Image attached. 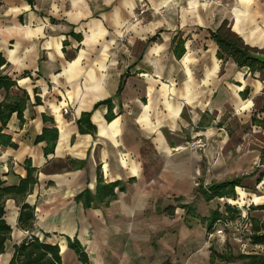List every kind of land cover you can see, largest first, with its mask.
Wrapping results in <instances>:
<instances>
[{"label": "crops", "instance_id": "crops-1", "mask_svg": "<svg viewBox=\"0 0 264 264\" xmlns=\"http://www.w3.org/2000/svg\"><path fill=\"white\" fill-rule=\"evenodd\" d=\"M142 1L0 0V103L24 101L21 118L0 117L12 142H0V179L18 185L29 166L36 179L5 198L0 264L34 239L58 245L60 264H223L211 252L230 243L239 209L217 223L226 238L210 241L204 213L181 205L235 178L216 209L251 201L252 239L264 233V73L220 58L210 33L227 20L264 50V0H148L137 17ZM89 112L94 129L82 131Z\"/></svg>", "mask_w": 264, "mask_h": 264}, {"label": "trees", "instance_id": "trees-1", "mask_svg": "<svg viewBox=\"0 0 264 264\" xmlns=\"http://www.w3.org/2000/svg\"><path fill=\"white\" fill-rule=\"evenodd\" d=\"M212 37L219 46L218 56L220 58L231 57L239 67L244 68L247 72L264 73V50H259L255 47H251L246 44L242 37L234 32L229 25L228 21L225 20L217 30L210 31ZM121 91V86L118 93ZM102 103H111V99H107L96 104L97 108ZM24 107L23 100H17L14 104H1L0 103V117L2 119V126L6 125L7 119L10 115L17 111L20 118L22 117V110ZM91 112L83 113L79 119L80 127L83 129V124L90 125V131L94 129V126L90 122ZM110 119L111 116H108ZM0 129V142L4 143L11 142L9 138L1 135ZM49 132L47 128H44V132L41 136L37 138V141H42L47 139L46 135ZM56 136L53 138L55 139ZM4 139V140H3ZM49 141V140H48ZM12 144V142H11ZM53 144L46 147V153L53 152ZM261 163L264 164V149L262 151ZM29 166V164H27ZM264 173H260L258 180L260 181ZM241 178L228 179L219 182H212L207 187L200 186V193L204 196L207 201L213 200L217 197H231L236 195L235 187L241 184ZM36 179L34 177V170L29 166L28 175L22 178L18 185L3 187L2 180L0 179V252L4 249V242L8 238V234L11 231V227L6 223L4 219L5 214V198L7 195L14 194L24 196L35 183ZM182 207L187 209V212H194L193 205L183 204ZM225 213L220 212V210L214 209L208 217L205 218L207 222V230H213L218 222L225 221L237 215V209L234 206L226 205ZM33 217L32 208L24 204L22 207V212L20 214V220L24 225H27ZM229 217V218H228ZM30 224V223H29ZM255 243L264 244V233L255 235L253 237ZM81 257H83V251L79 249V246L72 243ZM212 259L216 258L223 262H236L238 264H264V255L262 254H244V253H220L214 249L211 252ZM61 258L59 255L58 245H52L49 243L41 242L38 239L27 243L24 242L17 247L16 252L10 262V264H60Z\"/></svg>", "mask_w": 264, "mask_h": 264}, {"label": "built area", "instance_id": "built-area-1", "mask_svg": "<svg viewBox=\"0 0 264 264\" xmlns=\"http://www.w3.org/2000/svg\"><path fill=\"white\" fill-rule=\"evenodd\" d=\"M143 6H147V3L144 2ZM143 11V10H142ZM68 108H64V112H68ZM201 138L198 139V143H200ZM261 184V183H260ZM229 203L232 206H235L240 211L239 219L237 221V228L234 232V239L240 243L241 249L244 253L247 254H264V245H258L253 243L251 228L253 223L251 221V217L249 215V210L251 205L253 204L250 202L240 203L237 200H230L228 199ZM235 222L226 221L224 225H232ZM225 227H215L213 230L207 232L208 240L212 241L215 237L219 236L225 239ZM33 236H29V240H32Z\"/></svg>", "mask_w": 264, "mask_h": 264}, {"label": "rangeland", "instance_id": "rangeland-1", "mask_svg": "<svg viewBox=\"0 0 264 264\" xmlns=\"http://www.w3.org/2000/svg\"><path fill=\"white\" fill-rule=\"evenodd\" d=\"M146 2L147 3V6H143V3ZM150 9V3L148 0H143L141 2V5H140V9L137 13V17L138 16H142V15H146V13L149 11ZM143 10V11H142ZM201 138V141L200 143H198V139ZM191 144L192 146L196 149L200 148L202 149L205 145V139H203L202 136L200 135H194L193 136V139L191 140ZM260 169V171H264V166H261V167H258ZM199 184V183H198ZM198 187V186H197ZM198 194V193H197ZM218 201L217 200H211V201H206L203 196L201 194H198L197 197L195 198L194 202H193V206L195 207V211H197L198 213V210L200 211V213H204V216H209L210 213L212 212V210L216 209V207L218 206ZM203 216V214H201ZM195 222H198L197 219H195L194 217H192L190 219V223L191 224H194ZM218 227V226H217ZM226 233V232H225ZM227 238H229L230 240V243L227 242L225 245H223V251L224 252H233V251H236L238 253V248H237V242L234 241V236H227ZM228 241V240H227ZM219 243H217L216 241L213 242L212 245H214V247H220L218 245ZM229 247H231L229 249ZM228 248V249H227ZM223 264H226L225 262H222Z\"/></svg>", "mask_w": 264, "mask_h": 264}]
</instances>
